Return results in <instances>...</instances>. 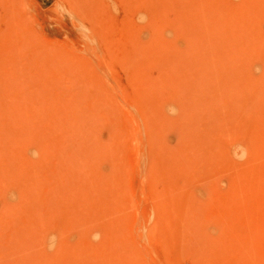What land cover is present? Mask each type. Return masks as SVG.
I'll use <instances>...</instances> for the list:
<instances>
[{
  "label": "rangeland",
  "instance_id": "rangeland-1",
  "mask_svg": "<svg viewBox=\"0 0 264 264\" xmlns=\"http://www.w3.org/2000/svg\"><path fill=\"white\" fill-rule=\"evenodd\" d=\"M0 264H264V0H0Z\"/></svg>",
  "mask_w": 264,
  "mask_h": 264
}]
</instances>
